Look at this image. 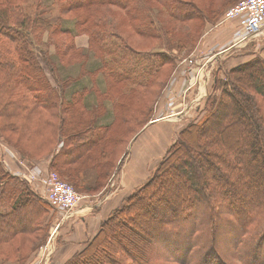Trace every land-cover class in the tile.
<instances>
[{"label": "trees", "instance_id": "1", "mask_svg": "<svg viewBox=\"0 0 264 264\" xmlns=\"http://www.w3.org/2000/svg\"><path fill=\"white\" fill-rule=\"evenodd\" d=\"M58 1L62 18L78 15L90 49L118 53L89 68L90 87L70 84L83 75L82 66H73L75 74L65 71L86 52L74 53L60 39L65 31L52 13ZM238 1L0 0V143L30 166L48 160L49 169L83 194L101 193L153 115L180 60L174 49L191 53L207 24ZM162 6L164 22L151 15ZM141 21L153 27L154 36L144 37L153 45L134 50L116 25L146 35ZM182 30L185 37H178ZM96 75L104 77L105 92L94 87ZM213 88L199 118L180 128L150 179L62 264H264V59L256 55L231 67ZM92 92L96 104L86 100ZM109 104L114 119L101 124ZM2 159L0 264H30L55 212ZM170 170L186 187L175 182L154 189Z\"/></svg>", "mask_w": 264, "mask_h": 264}, {"label": "rangeland", "instance_id": "2", "mask_svg": "<svg viewBox=\"0 0 264 264\" xmlns=\"http://www.w3.org/2000/svg\"><path fill=\"white\" fill-rule=\"evenodd\" d=\"M200 3H208L211 2L213 0H198ZM228 1V0H226ZM234 1V0H233ZM240 1V0H239ZM238 1V2H239ZM237 3V2H236ZM60 2L58 1V6L57 9L56 7H54L52 13L55 16V22L59 23L60 27L64 28L65 34H62L61 36V40H64V43H70L73 47L72 50H74V53L79 54L80 51L76 50H84L86 52V55L82 57V59L80 60H76L79 61L75 64H69L68 67L66 68V72H70L71 74H75L73 73L72 69L74 68L73 66H82V70L81 72H83V75H81V77L79 79H74L70 84L72 83H77V82H81V85H86V87H90L92 86V81L88 76H85L88 73L89 68L90 67H94L96 66L97 68L101 65H103L104 63V59H109L112 61V59L114 58V56L116 54H118L116 51L114 55L109 54L108 52L109 50L106 47L101 46L105 53H100L98 54L96 52V50L90 49V39L88 36V31L86 29H81L80 27V22L77 18L78 15H66V18H62L60 16L59 13V6H60ZM215 3H213L212 5H214ZM230 5V4H229ZM228 5V6H229ZM158 7V3L157 5H153ZM227 6V7H228ZM227 9V8H226ZM224 9V10H226ZM161 11H159L158 13H153L151 14L155 19H157V16H160L163 18V22L165 21V19L167 18V14L168 11L166 9L165 6H162ZM225 12V11H224ZM223 12V13H224ZM51 13V14H52ZM58 16V17H56ZM223 16V14H222ZM222 16L218 18V20L216 22H212V23H208L207 26L205 27V29H203L202 31V35H200L201 37L199 38V40L197 41L196 45L194 46V48L192 49L191 53L188 54H184V51H179L178 49H174V52H176V54L180 56V60L178 61L176 67L174 68V70L170 71L171 74V78L169 80V82L172 80V78L175 76L174 81H172L170 84L168 82V86L166 85V87L163 88L162 94L160 95L159 99L156 101L155 105H154V112L153 115L150 117V119L147 120L148 124L150 125V127L143 132L147 127L148 124L145 126L144 129H142V131H140L138 133V135H136V137L128 144L127 147V152L119 159V163H120V167L116 170L115 172V176L113 179L112 177L110 178V183L108 184V188L104 189V191L106 192H110L111 190H113V188H124V182L123 185H121V179L119 178L118 173L120 171L123 170V167L125 165V162L129 159L133 161V159L135 157L138 156L137 154V149L140 147V145H146L145 148H147L150 151H152L153 155L156 156L152 157V158H148L149 160H147L145 158L144 160V168H145V172L143 174V172H140L141 169H139V173L137 176L134 177L135 183H132L134 186L131 188L130 187V193L134 190L139 188L140 186H142L144 183H146L150 177L153 175V173L156 171V169L158 168L157 166L159 165V161L162 157H164L166 155L167 150L169 149V146L172 144L173 140L176 138H178L179 135V131L182 129V127H184L189 120H194V119H198L200 116V113H202L201 109L204 107L205 103V99L209 96V94H211L213 92V84H214V79L215 78H225V75H227V72L230 70L231 67H235L241 63H244L248 60H246L247 58L251 59L253 57H255L256 55L258 57H261L264 59V29L261 31V33L259 35H257V37H254L250 40L249 43L245 44L242 47H235L233 49H230V51H224V48L228 47L231 42H232V38L230 40L225 41L227 39H229V37L224 36L223 34H218V35H214L212 39H216L214 41L213 44L209 45L208 39L210 41L211 36L215 33H218V30H220L221 28L219 27L218 24H221L220 21L222 19ZM148 21V20H147ZM147 21H141L140 24V28L143 31H146L147 34L144 35L143 33H140L139 36H136L133 32L131 28H127L125 26V24H119L116 25L117 30L122 34V38H126L128 43L131 45L130 47L132 49H140V50H146V49H150L151 46L153 45L151 39H145L144 37H152L154 36L153 34H151L150 32H148V29H152L153 27H149V23ZM223 26V24H222ZM178 30V28L172 32L175 33ZM183 34L178 36V37H185L186 32L184 30ZM160 37L164 38V32L161 31L160 34H158ZM177 37V35H175ZM233 37V36H232ZM116 40L118 42H121V37H116ZM148 42V43H147ZM150 42V43H149ZM227 42V43H226ZM63 43V44H64ZM217 45V46H216ZM98 49V48H97ZM226 50V49H225ZM71 53V52H70ZM246 60V61H244ZM73 61V62H76ZM209 61V63H207ZM136 63L138 62V60L135 61ZM181 66H183V68H185L183 76H179L177 77L175 75V72L177 69H179ZM173 69V68H172ZM163 71L169 73V67L165 66V68L162 69ZM49 73V72H48ZM49 75L51 76L52 80L53 77L51 75V73H49ZM94 78L97 81V84L94 86L96 89H99L103 92L106 91L107 89V83L104 79V77L102 75L98 76H94ZM54 81V80H53ZM178 81V87L174 88L177 84ZM71 86V85H70ZM166 89V94L164 96V92ZM86 100L90 101V103H94L96 104V96L95 93L92 92L90 93ZM192 100H195L194 102H191ZM172 111H174L175 113H177L178 111H181L183 114H179L178 116H170L166 119L167 120H174L177 119L178 122H172L175 125V130L174 133L172 134V131L170 132V127H167L168 130L166 131L165 126H163V123H158L160 121L159 119L167 114L172 113ZM159 112V113H158ZM163 113V114H161ZM173 114V113H172ZM113 108L112 105L109 104L108 109L106 111V113L103 116H100L98 118V122L101 124H108L112 121V119H114L113 116ZM174 115V114H173ZM152 124V125H151ZM181 128V129H180ZM160 129L161 131V135L158 137V132L156 130ZM163 129V131H162ZM209 133L214 134V130L209 131ZM172 134V135H171ZM146 136H150L151 138L149 140H146L145 137ZM171 138V140H170ZM173 138V139H172ZM175 141V140H174ZM2 144V143H0ZM168 144H170L168 146ZM0 146L2 150L6 151V145L2 144ZM144 147V146H141ZM244 151L247 150V147H243ZM10 150V149H9ZM11 152H13L12 150H10ZM15 155H17L15 152H13ZM1 158L2 154H0ZM147 160V161H146ZM3 164L5 165V167L8 169V167L6 166V164H8L10 166V169H8L12 174L13 172H16L17 175L23 179H25L23 177L22 174H18L17 170L18 169H22L24 167V165H20L17 163V161L15 160V158L10 157V159L6 162V160L3 158L2 159ZM12 161V162H11ZM15 163V164H14ZM17 165V166H16ZM32 167H38L40 170V174L41 175H45V171L43 168H41L38 165H33L31 164ZM169 171V170H168ZM57 172V171H56ZM174 170H170V172L168 174H171V177L168 180H163L164 182L158 181V184L154 187V189H160L161 191H164L165 188L167 189V187L171 186V184L175 183V182H180L182 185V189L184 187H186V182H184L181 179H176L173 175ZM58 173V172H57ZM59 175V173H58ZM146 175V176H145ZM47 176V175H46ZM60 176V175H59ZM145 176V178H144ZM138 177V178H137ZM139 177H141V179H139ZM60 178L64 181H66L65 179H63L61 176ZM114 180V184L112 183ZM33 183V182H31ZM35 183V182H34ZM33 183V184H34ZM128 183L125 184V186H127ZM164 188V190L162 189ZM255 189L257 188H252V190L256 191ZM78 191V190H77ZM104 191H102L101 193H93V194H83L84 196H87L85 199L86 201H92L91 199H96L97 196H99V199H102L104 194ZM79 192V191H78ZM245 195L248 194V192H244ZM248 196V195H247ZM125 200V198H124ZM123 200V201H124ZM94 202V201H93ZM82 203V201L78 204V206ZM77 206V208H78ZM76 208V211H77ZM56 212L55 217L58 218L60 215L62 216V214L55 208H53ZM98 208H96V211L94 210V212H97ZM76 214L79 213H74L72 214V216L70 218H67L63 223L62 222H57L56 218L55 220H53V222L48 226V233L47 236L45 238V240L42 242V244H40L35 252V257L33 259V261L30 264H38L37 262V256L39 255L40 252H42L43 247H46L47 251L50 246H52V252H51V257L52 259L56 262V264H60V262L58 261V259H56V248L58 245V236H59V229L63 228V225L66 224L69 220H72L75 218ZM110 214V213H109ZM108 214V215H109ZM74 223V222H73ZM119 223V222H118ZM59 224L60 226H58L57 230L56 229V225ZM72 226V225H70ZM73 228L72 231L75 230L74 226L71 227V229ZM65 231V230H64ZM55 233L56 237H52V239H50L51 234ZM119 233V232H118ZM115 234V232L113 233ZM50 244V245H49ZM251 256L254 257L255 255L252 254L251 252Z\"/></svg>", "mask_w": 264, "mask_h": 264}, {"label": "crops", "instance_id": "3", "mask_svg": "<svg viewBox=\"0 0 264 264\" xmlns=\"http://www.w3.org/2000/svg\"><path fill=\"white\" fill-rule=\"evenodd\" d=\"M223 24V26H222ZM219 24V27L221 28L218 30L217 34H213L210 38V41L208 39V44L211 45L214 43L216 39H212L214 35L218 34H223L226 37H229V39L225 40L228 42L233 36L234 31L239 27V20L234 19L227 21L225 23ZM259 35V34H258ZM264 35V34H263ZM257 37V36H256ZM226 42V43H227ZM250 40L247 42L249 43ZM246 43V44H247ZM217 46V45H216ZM242 47V46H241ZM250 58V57H249ZM247 58L246 60H248ZM244 60V61H246ZM209 63V61L207 62ZM185 68L181 66L179 69L176 70L175 75L177 77L183 76ZM178 81L177 84L174 88L178 87ZM159 113V112H158ZM167 118H161L158 123H163V126H165L166 131L168 130L167 127H170V132L172 131V134L174 133L175 130V124L172 122H178L177 119L174 120H167ZM152 125V124H151ZM150 125L148 124V127L143 131L145 132ZM158 132V137L161 135L160 129L156 130ZM163 131V129H162ZM171 134V135H172ZM151 137L146 136L145 139L149 140ZM173 139V138H172ZM171 140V138H170ZM132 143V142H131ZM170 144H168L169 146ZM144 146V147H141ZM146 145H140V147L137 149V154L138 156L133 159V161L129 159L125 162V165L123 167V170L118 173L119 178L121 179V185H123L124 182V188L121 189V187L118 188H113L110 192H106V194L103 196L102 199H99V196L97 198L91 199L92 201H86V197L82 200V203L78 206L75 218L72 220H69L66 224L63 225V228L59 229V236H58V245H57V250H56V259L62 264L66 260H68L70 257H72L75 253H77L78 250H80L82 247L86 245L89 239L92 238V236L95 234L97 231L100 222L115 208L120 206L124 200L129 194H130V187L132 188L134 185L132 183H135L134 177L138 175L139 169L140 172H145L144 168V160L145 158L149 160L148 158H152L156 156L153 155L152 151L149 152L147 148H145ZM0 146V154L3 155V158L8 161L10 159V155L1 149ZM6 149V148H5ZM158 159V158H157ZM146 160V161H147ZM12 162V161H11ZM15 164V163H14ZM33 165H38L41 168L44 169L45 173H47L49 170V162L47 161H42V162H36ZM17 166V165H16ZM115 176V173H114ZM114 176L112 177L113 179ZM146 176V175H145ZM144 176V178H145ZM138 178V177H137ZM141 179V177H139ZM32 186V188L35 190L36 193L41 195L43 198L46 199V192L47 188L45 184L42 181L37 180L34 184L29 182ZM110 183V182H109ZM114 184V180L112 182ZM128 183L127 186L125 184ZM136 184V183H135ZM47 200V199H46ZM94 201V202H93ZM96 208H98L97 212ZM51 211L55 212L53 208H51ZM56 214V212H55ZM56 218V217H55ZM55 220V219H54ZM57 222H64L65 220L61 219V216L56 218ZM74 222V223H73ZM74 226L75 230L73 228L71 229L72 226ZM65 230V231H64ZM56 237V235H55Z\"/></svg>", "mask_w": 264, "mask_h": 264}, {"label": "built area", "instance_id": "4", "mask_svg": "<svg viewBox=\"0 0 264 264\" xmlns=\"http://www.w3.org/2000/svg\"><path fill=\"white\" fill-rule=\"evenodd\" d=\"M234 19L239 20V27L233 33L231 44L227 48L225 47L224 51H230V49L235 47L244 46L249 40L261 33V31L264 29V0H240L225 10L220 23L222 24ZM174 78L175 76L172 78L169 84L174 81ZM165 94L166 89L164 96ZM194 101L195 100H192L191 102ZM172 113L164 115L161 118H168L170 116H178L179 114H183L181 111H178L177 113L172 111ZM6 152L11 157L15 158L18 164L24 165L22 169L17 170L18 174H22L23 177L29 182L34 183L39 180L45 184L47 188L46 199L52 208L57 209L62 214V216L60 215L62 220L70 218L72 214L76 212L78 204L85 197H87L78 192L71 183L62 180L56 171L51 169L45 175H41V169L39 170L38 167H32L26 164L22 159L11 152L8 147H6ZM6 166L8 169H10L8 164H6ZM13 174H16V172H13ZM56 226L57 227L55 231L60 225L57 224ZM54 236L55 233L52 232L50 239L53 240L52 237ZM45 250L46 247H43L42 252H40L37 256L38 264H56V262L51 257V252L53 250L52 246H50L47 251Z\"/></svg>", "mask_w": 264, "mask_h": 264}]
</instances>
